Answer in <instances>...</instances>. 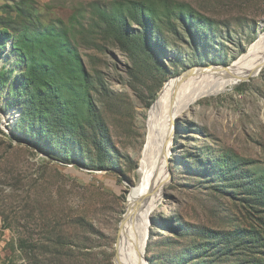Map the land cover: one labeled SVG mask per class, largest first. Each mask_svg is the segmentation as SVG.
<instances>
[{
    "label": "rangeland",
    "instance_id": "obj_1",
    "mask_svg": "<svg viewBox=\"0 0 264 264\" xmlns=\"http://www.w3.org/2000/svg\"><path fill=\"white\" fill-rule=\"evenodd\" d=\"M129 1L0 0L12 12L20 6L43 25L66 28L87 63L96 57L89 67L104 75L115 93L111 104L120 111L106 114L113 165L98 170L78 161H58L18 142V112L15 121L6 122L11 111L2 112L5 96L0 94V264H117L122 223L131 192L141 180L150 112L166 83L196 68L226 70L264 34V0H145L159 11L165 6L190 8L214 23L206 31L214 29L216 37L194 50L188 45L191 35H168L179 60L164 59L163 75L133 79L132 62L108 42L99 16ZM200 41L195 40L198 46ZM131 84L144 86L133 90ZM178 117L168 163L172 178L153 201L141 245L146 264L200 261L189 253L207 242L202 233L221 230L229 222L260 230L257 212L250 210L249 215L239 198L216 192L214 183L190 168L198 167L197 160L226 153L264 174V67L258 76L219 95L201 97ZM254 258L260 256L248 252L227 264H256ZM128 259L136 261V256Z\"/></svg>",
    "mask_w": 264,
    "mask_h": 264
},
{
    "label": "trees",
    "instance_id": "obj_2",
    "mask_svg": "<svg viewBox=\"0 0 264 264\" xmlns=\"http://www.w3.org/2000/svg\"><path fill=\"white\" fill-rule=\"evenodd\" d=\"M148 2L132 0L99 15L108 42L128 57L132 62L130 76L139 80L165 74L164 59L179 60L170 49L168 35H191L188 45L194 50L202 49L203 44L208 46L210 38L216 37L214 29L206 31L214 23L190 8L165 6L159 11ZM14 11L0 6V62H4L0 67V94L5 96L2 112L20 111L14 124L19 132L16 139L58 161H78L89 168L107 169L109 164L113 165L114 147L106 114L116 115L120 111L111 104L115 93L109 90L104 75L89 67L96 57H90L87 63L66 28L43 25L20 6ZM195 40H201V46ZM131 86L137 90L144 85ZM197 162L198 167L190 168L191 171L214 183L216 192L239 198L248 213L257 212L260 230L242 228L234 222L218 231L207 229L201 235L207 242L189 253L200 260L194 264H227L231 258L237 261L248 252L260 256L253 259L256 264H264V174L226 153L219 159ZM183 260L172 261L185 264Z\"/></svg>",
    "mask_w": 264,
    "mask_h": 264
},
{
    "label": "bare ground",
    "instance_id": "obj_3",
    "mask_svg": "<svg viewBox=\"0 0 264 264\" xmlns=\"http://www.w3.org/2000/svg\"><path fill=\"white\" fill-rule=\"evenodd\" d=\"M263 67L264 34L226 70L196 68L166 83L150 112L148 139L139 169L141 180L131 192L128 211L122 223L118 264H146L143 263L141 245L153 201L162 195L168 184V163L176 132V117L201 97L219 95L247 76H256ZM16 114L8 113L6 122L15 121ZM132 255L136 256V261L128 259Z\"/></svg>",
    "mask_w": 264,
    "mask_h": 264
},
{
    "label": "water",
    "instance_id": "obj_4",
    "mask_svg": "<svg viewBox=\"0 0 264 264\" xmlns=\"http://www.w3.org/2000/svg\"><path fill=\"white\" fill-rule=\"evenodd\" d=\"M209 68H211V67H209ZM226 69V68H225ZM192 71V70H191ZM191 71H189V72H191ZM261 71L262 70H260V72L257 74V76L261 73ZM188 72V73H189ZM251 77H255V76H247L246 78H244L242 81H248V80H250V78ZM241 81V82H242ZM20 112L19 110H13V111H11V112ZM19 115V114H18ZM179 119V117H176V122H177V120ZM177 131V130H176ZM176 134V133H175ZM174 137H175V135H174ZM174 140V139H173ZM170 172V171H169ZM172 178V174H171V172H170V175H169V179H171ZM119 255V254H118ZM116 263L118 264V256H117V259H116Z\"/></svg>",
    "mask_w": 264,
    "mask_h": 264
}]
</instances>
